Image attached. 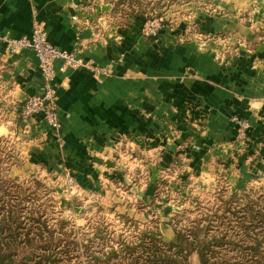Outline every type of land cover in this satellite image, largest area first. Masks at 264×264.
<instances>
[{
	"label": "crops",
	"instance_id": "crops-1",
	"mask_svg": "<svg viewBox=\"0 0 264 264\" xmlns=\"http://www.w3.org/2000/svg\"><path fill=\"white\" fill-rule=\"evenodd\" d=\"M77 2L0 0L2 105L18 114L26 97L42 92L43 77L35 52H10L3 39L29 34L35 19L42 24L49 42L86 63L62 69L61 59L54 62L56 110L63 145L56 142L52 129L39 116L29 118L24 125L18 116L13 119V114L9 115L5 131L19 124L22 140L35 146L28 150L29 158H41L53 166L61 146L70 171L88 174L93 170L96 179L98 174L113 171L117 179H124L121 183L130 185V191L136 184L138 198L143 200L149 192L150 173L157 171L164 159L181 155L182 143L191 166L206 164L207 156L240 155L241 146L234 141L230 121L232 114L247 118L249 135L264 143L261 15L255 16L257 24L250 23L245 18L246 8H241L237 0V8L231 10L223 3L217 13L214 9L194 11L172 29L162 28L157 36L144 38L133 18L125 25L114 24L109 17L110 4L101 2L92 15L82 17L79 10L85 2ZM255 2L260 3L259 13L264 15V0ZM241 3L246 7L245 0ZM193 30L196 35L191 33ZM187 34L190 36L186 39ZM200 42L205 43L204 52L197 48ZM225 45L237 54L229 62L218 64L215 54ZM101 67L108 72H96ZM175 118H181L183 125L194 120L203 129L205 136L197 130L196 133L208 144L204 153L198 151L195 137L186 139L181 133L166 130V120L177 124ZM185 128L181 126V130ZM117 152L126 158L125 167L127 161L130 167L129 161H134L138 178L123 177L124 164L117 160L114 164L113 160ZM151 157L157 164L151 166Z\"/></svg>",
	"mask_w": 264,
	"mask_h": 264
},
{
	"label": "rangeland",
	"instance_id": "rangeland-1",
	"mask_svg": "<svg viewBox=\"0 0 264 264\" xmlns=\"http://www.w3.org/2000/svg\"><path fill=\"white\" fill-rule=\"evenodd\" d=\"M225 1L84 0L79 13L82 17L92 15L101 2L110 4L109 17L114 24L125 25L133 18L145 38L146 23L154 19L162 18L163 28L172 29L194 11L214 9L217 13L223 3V7L231 10L237 8V0ZM242 1L239 3L241 8H246L245 18L257 24L255 16L259 14L264 25L260 3L245 0V7ZM191 33L196 35L195 30ZM205 47V43L197 44L201 52ZM218 52H215L218 64L229 62L237 54L227 45ZM101 72L108 71L101 67ZM9 107L0 103V251L11 253L25 264L44 258L52 264H132L133 261L141 264L155 248L154 244L166 247L179 231L194 240L197 233L199 238L223 237L213 243L210 254L211 260L219 264H264V143L249 135L247 118L238 113L230 116L234 141L241 146L240 155L207 156L206 164L191 166V158L184 152L186 145L182 143L181 155L164 159L157 171L150 173L149 192L140 200L136 184L130 191V185L121 183L124 179H117L113 171L98 174L97 179L93 170L88 174L70 171L61 146L53 166L41 158H29L28 150L35 146L22 140L19 133L23 129L20 130L19 124L10 132L5 131L4 124L11 117L26 124L19 116L21 110L17 114ZM178 118H175L177 124L166 120V130L176 135L181 133L186 139L195 137L200 146L198 151L204 153L208 144L198 138L200 134L205 136L203 129L194 120H188L184 124L186 128L181 130L185 122ZM52 131L57 137L55 141L63 145L60 129ZM121 154H114L113 160L114 164L116 160L124 164L123 177L138 178L140 173L134 161H129L131 167L127 161L125 167L126 158ZM155 160L150 158L151 166L157 164ZM188 261L197 263V255L193 253Z\"/></svg>",
	"mask_w": 264,
	"mask_h": 264
},
{
	"label": "built area",
	"instance_id": "built-area-1",
	"mask_svg": "<svg viewBox=\"0 0 264 264\" xmlns=\"http://www.w3.org/2000/svg\"><path fill=\"white\" fill-rule=\"evenodd\" d=\"M82 1L78 0V2ZM72 18H75V16ZM145 27L143 30L145 37L155 35L164 27V22L162 18L154 19L147 22ZM3 39L7 43L10 52L23 49L33 50L37 56L39 71L43 77L42 92L39 95H31L24 99L19 115L21 121L26 123L29 118L39 116L51 129H60V122L55 114L54 62L61 59V68L63 69L67 66L85 65V61L81 57L51 44L46 38V32L42 24L36 19L33 21L29 34L20 37L4 36ZM99 71L96 70V72Z\"/></svg>",
	"mask_w": 264,
	"mask_h": 264
},
{
	"label": "trees",
	"instance_id": "trees-1",
	"mask_svg": "<svg viewBox=\"0 0 264 264\" xmlns=\"http://www.w3.org/2000/svg\"><path fill=\"white\" fill-rule=\"evenodd\" d=\"M197 233V232H196ZM196 234V240L191 238L189 234L176 231L174 237L165 246H160L159 243L154 244V249L149 252L146 259L141 264H219L212 261L210 254L212 252L213 243L223 240L220 238L202 237L199 238ZM153 237V235H150ZM193 253L197 255L198 262L191 263L188 257ZM53 262L47 258L34 264H52ZM0 264H25L18 262L11 253L0 251ZM132 264H138L133 261Z\"/></svg>",
	"mask_w": 264,
	"mask_h": 264
}]
</instances>
